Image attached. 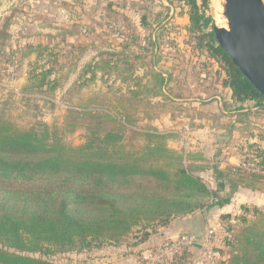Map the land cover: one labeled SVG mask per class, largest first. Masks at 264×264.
Wrapping results in <instances>:
<instances>
[{"label": "trees", "instance_id": "trees-1", "mask_svg": "<svg viewBox=\"0 0 264 264\" xmlns=\"http://www.w3.org/2000/svg\"><path fill=\"white\" fill-rule=\"evenodd\" d=\"M181 1L189 7L187 31L195 49L206 52L225 73L221 86L230 89L240 108L251 104L264 112V95L218 44L214 18L207 13L210 0ZM142 22L149 25L146 15ZM131 55L125 46L112 54L100 52L88 64V81H96L101 71L133 85L124 94L91 98L96 106L80 101L69 107L66 127L88 132L81 145L66 143L56 126L20 127L0 116V264H64L52 256L118 245L133 234L138 238L133 244L142 243L174 219L213 205L212 195H217L201 176L205 167L192 162L194 154L169 147L171 134L134 125L139 113L149 109H144L149 98H170L165 90L171 75L157 68V53L151 52L150 67L144 65L141 74ZM51 72L38 73L32 88L56 90L59 79L49 77ZM150 107L145 117L154 120L159 113ZM254 152L264 165V149ZM239 174L237 184L263 191L264 174ZM227 202L219 198L214 204ZM243 210L246 214L238 217L221 216L223 221L239 219L242 227L235 232L229 225L231 235L224 241L230 257L219 264H264V210Z\"/></svg>", "mask_w": 264, "mask_h": 264}, {"label": "rangeland", "instance_id": "rangeland-1", "mask_svg": "<svg viewBox=\"0 0 264 264\" xmlns=\"http://www.w3.org/2000/svg\"><path fill=\"white\" fill-rule=\"evenodd\" d=\"M221 5L210 0L207 9L220 27L227 24L223 3ZM188 11V5L181 0H0V116L12 118L20 127H41L44 123L51 129L56 126L57 133L66 143L83 144L87 140V130L79 128L71 132L66 127L69 107L80 101L96 106L90 103L91 98L124 94L133 85L129 82L128 87L115 74L103 75L101 71L96 81H88L91 74L87 73V66L100 57V52L112 54L124 51L128 46L131 62L140 68L138 73L144 72V65L146 70L150 67V54L154 52L159 57L157 68L171 75L165 90L167 94L171 93V99L149 98V105L144 107H154L153 113H159V116L148 120L145 117L147 108L139 113L140 119L134 125L139 128L150 125L158 130L159 127L169 130L179 126L182 133L175 137L176 140H188L186 128L182 127L195 123L192 118L199 116L191 108L194 99L204 92L205 98L220 90L223 95L229 94V90L220 84L225 76L220 65L208 58L206 52L195 49L191 41L187 31ZM143 15L147 16L149 25L143 24ZM155 42L157 44L153 45ZM48 69H52L49 77L59 79L57 89L50 93L32 88L31 84L39 80L36 75ZM79 87L82 90L77 91ZM118 88L123 90L119 92ZM166 114L179 116V124L169 122L164 125L161 122L162 126H157V120H162ZM258 122L260 129L251 130L246 126L235 134L241 137H232L229 151L240 156L244 150L243 157H236L237 160L240 158L239 162L243 163L255 153L253 144L258 140L264 148V139H259L264 135V118ZM206 124L218 128L220 122L212 117ZM255 139L257 142H253ZM146 142V139L142 140V143ZM166 144L169 146V139ZM238 169V173H244L239 165ZM260 186L263 191L257 190V202L248 207L264 210V182ZM241 214H246L243 207L232 216ZM248 214L252 215L253 209ZM229 225L235 232L242 227L239 219L222 220V231L218 234L221 240L231 235ZM140 236L142 233L138 234ZM137 239L133 234L121 244L134 243ZM226 247L225 262L231 252ZM100 249L63 252L52 257L64 264H99L97 260L104 255L97 252ZM183 253L173 262H178Z\"/></svg>", "mask_w": 264, "mask_h": 264}, {"label": "crops", "instance_id": "crops-1", "mask_svg": "<svg viewBox=\"0 0 264 264\" xmlns=\"http://www.w3.org/2000/svg\"><path fill=\"white\" fill-rule=\"evenodd\" d=\"M229 94H222V90L215 93L212 97H203L206 92L194 99L191 108L199 113L190 125L182 127L188 140H176L182 133L179 126L172 127L169 130H159L171 134L169 146L171 148H183L185 153L194 154L193 163L205 167L201 176L208 183L209 189L217 196L211 198L210 207L199 210L193 214L174 219L169 225L160 227L147 241L133 244H120L115 247H105L97 252L104 255L97 260L99 264H147L143 259L146 250L154 247L165 240H175L184 233H195L199 236L200 243L192 249L186 250L182 261L174 264H199L200 253L207 242L219 250L222 256L221 261L227 260L226 245L224 239L221 240L220 231H222L223 214H236L240 207L249 206L257 201V190H253L243 184H237L239 159L243 157L244 150L239 155L231 149L232 137L239 138L235 134L240 133L245 127L247 129H260L259 119L264 118V112H259V107L245 104L240 108L238 102L232 98L230 89ZM183 117V116H181ZM204 117H207L204 118ZM216 119L219 123L218 128L207 126V120ZM259 118V119H258ZM179 116L166 114L162 120H157V126L179 124ZM191 120V118H190ZM168 124V125H169ZM226 124V125H224ZM264 129V126H263ZM249 132V131H248ZM258 137V135H257ZM259 139H264L261 135ZM182 141V142H181ZM253 142H257L255 139ZM254 147L264 149L262 145L254 143ZM236 157H240L238 160ZM237 168V169H236ZM238 171V172H237ZM244 172V171H242ZM213 198L219 201V198H229V202L223 205L214 204ZM216 201V203H217ZM247 204V205H246ZM219 237V239L217 238Z\"/></svg>", "mask_w": 264, "mask_h": 264}, {"label": "water", "instance_id": "water-1", "mask_svg": "<svg viewBox=\"0 0 264 264\" xmlns=\"http://www.w3.org/2000/svg\"><path fill=\"white\" fill-rule=\"evenodd\" d=\"M227 27L215 24L218 44L264 95V0H223Z\"/></svg>", "mask_w": 264, "mask_h": 264}, {"label": "built area", "instance_id": "built-area-1", "mask_svg": "<svg viewBox=\"0 0 264 264\" xmlns=\"http://www.w3.org/2000/svg\"><path fill=\"white\" fill-rule=\"evenodd\" d=\"M242 164V165H241ZM239 167L247 173L264 174V165L260 157L251 155L246 161L241 162ZM216 202V198H213ZM200 243L199 237L195 233H184L175 240L162 242L155 247L148 249L143 254V259L147 264H169L182 252L192 249ZM222 256L208 242L203 246L200 253L199 264H219ZM174 264V262L172 263Z\"/></svg>", "mask_w": 264, "mask_h": 264}, {"label": "bare ground", "instance_id": "bare-ground-1", "mask_svg": "<svg viewBox=\"0 0 264 264\" xmlns=\"http://www.w3.org/2000/svg\"><path fill=\"white\" fill-rule=\"evenodd\" d=\"M215 1V3L218 5H220L221 7H222V5H221V3H223L222 2V0H214ZM222 23V22H221ZM224 27H227V24H226V22L224 23V24H222Z\"/></svg>", "mask_w": 264, "mask_h": 264}]
</instances>
